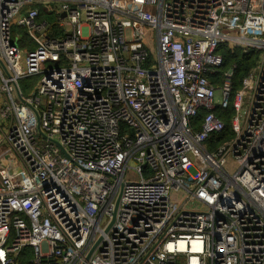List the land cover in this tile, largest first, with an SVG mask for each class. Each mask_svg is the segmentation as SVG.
Returning a JSON list of instances; mask_svg holds the SVG:
<instances>
[{"label":"built area","instance_id":"2783aa9c","mask_svg":"<svg viewBox=\"0 0 264 264\" xmlns=\"http://www.w3.org/2000/svg\"><path fill=\"white\" fill-rule=\"evenodd\" d=\"M222 47L257 56L236 92ZM25 263L264 264V0H0V264Z\"/></svg>","mask_w":264,"mask_h":264},{"label":"trees","instance_id":"16d2710c","mask_svg":"<svg viewBox=\"0 0 264 264\" xmlns=\"http://www.w3.org/2000/svg\"><path fill=\"white\" fill-rule=\"evenodd\" d=\"M41 18L50 19V17L46 16L44 12L41 13ZM220 51L224 58V64L220 70V76L222 77L224 73L228 72L232 67L235 66L236 68L232 82L234 86V92H236L241 89L242 80L255 65L257 56L254 54L244 55L240 50L232 51L227 47H222ZM216 81H220V79H216ZM216 114L222 117V120L225 122L228 128L224 136L228 135L230 133V116L232 115V111L223 112L221 110H217ZM220 139L222 140L223 137L216 138V141Z\"/></svg>","mask_w":264,"mask_h":264},{"label":"rangeland","instance_id":"374dc122","mask_svg":"<svg viewBox=\"0 0 264 264\" xmlns=\"http://www.w3.org/2000/svg\"><path fill=\"white\" fill-rule=\"evenodd\" d=\"M155 48H154V51H155V53H157V47L156 46H154ZM221 99V94L220 93H218V97H217V100H220ZM236 162H235V160H234V158H230L229 160H228V164H227V168H228V170L229 171H233V170H235V168H236ZM130 167H133V164H130ZM132 170H129V174H128V178H132Z\"/></svg>","mask_w":264,"mask_h":264},{"label":"water","instance_id":"95a60500","mask_svg":"<svg viewBox=\"0 0 264 264\" xmlns=\"http://www.w3.org/2000/svg\"><path fill=\"white\" fill-rule=\"evenodd\" d=\"M118 205H119V200L117 201L116 208L118 207ZM114 221H115V214L113 215V222H114ZM113 222H112V224H113ZM94 250H95V247H94V249L88 254V256H87V258H86V261H88V260L90 259V257H91V255L93 254Z\"/></svg>","mask_w":264,"mask_h":264}]
</instances>
